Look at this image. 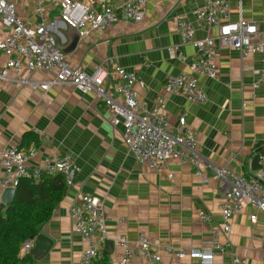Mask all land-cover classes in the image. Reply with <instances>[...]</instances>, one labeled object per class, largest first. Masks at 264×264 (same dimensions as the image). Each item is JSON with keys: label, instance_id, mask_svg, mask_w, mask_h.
I'll return each mask as SVG.
<instances>
[{"label": "crops", "instance_id": "crops-1", "mask_svg": "<svg viewBox=\"0 0 264 264\" xmlns=\"http://www.w3.org/2000/svg\"><path fill=\"white\" fill-rule=\"evenodd\" d=\"M9 1L27 27L40 24L35 0ZM61 1L42 3L48 30L70 65L88 74L99 66H119L135 73L134 91L148 108L165 94V78L189 72V63L197 56L194 47L183 43L178 19L192 23L196 39L215 37L218 32L201 28L194 17V11L203 8L206 0H147L142 23H121L80 39L77 30L62 20ZM82 2L99 6L105 0ZM228 2L230 21L244 19L264 32V0ZM9 34L0 21V39ZM172 48L177 49L174 57ZM215 59L218 80L197 76L207 95L206 103L193 104L183 95H166L170 132L177 133L179 118L186 114L187 126L196 136L205 162L200 174L176 158L163 173L138 165L124 145L122 123H115L92 93L71 86L44 92L39 82L51 77L44 72L11 71L9 79H0V177L1 154L9 147L36 151L32 165L70 153L79 168L73 186L67 187L64 199L39 234L44 241H29V249L22 247L21 257H29L30 264H80L85 244L74 230L71 209L82 195H88L98 198L106 213L108 238L97 242L101 255L108 254L110 264H117L124 255L117 238L124 237L133 250L141 233L162 260L150 263L134 257L126 264H201L189 256L179 259L169 255L165 248L188 254L201 250L214 238L225 245V251L215 254L213 264H235V258L246 264H264V211L245 205L232 219L230 234L222 235L219 207L226 184L215 177V170L221 168L245 178L254 177L260 169V158L264 157V152H258L264 147V93L253 86L259 80L263 56L242 57L235 50L217 46ZM6 62V56L0 54V67ZM21 79L31 82L22 83ZM105 86L113 99L121 101L116 79L110 77ZM170 173L173 179L168 177ZM3 192L0 187V204ZM199 210L209 213L212 220L203 223ZM251 216L256 217L255 222Z\"/></svg>", "mask_w": 264, "mask_h": 264}, {"label": "built area", "instance_id": "built-area-1", "mask_svg": "<svg viewBox=\"0 0 264 264\" xmlns=\"http://www.w3.org/2000/svg\"><path fill=\"white\" fill-rule=\"evenodd\" d=\"M35 2L42 21L36 28H29L19 18L9 0H0V21L10 30L7 37L0 39V54L7 58L6 64L0 67V79H9L11 71L16 74L24 70L29 74L44 72L51 76L39 82V87L44 92L57 86H71L80 92L94 94L104 104L113 121L122 123L123 142L134 161L158 173H163L169 161L175 158L190 164L198 174L204 168L205 162L198 151L196 136L187 126L186 114L179 118L177 133L174 135L170 132L166 95L179 94L193 104L206 103L207 95L197 76L215 81L219 79L215 59L217 46L235 50L242 57L261 54L262 68L259 80L253 87L264 93V32L256 24L244 19L230 21L228 0H206L203 8L196 9L193 13L201 28L218 30L215 37L196 39L192 23L178 19V30L183 43L194 47L197 56L189 63V72L165 78V94L156 98L153 108L146 107L138 100L134 91L137 82L135 73L119 66L112 69L99 66L91 74L81 68H73L48 30L42 0ZM146 2L147 0H105L99 6H86L82 0H62L60 12L62 20L77 30L80 39H85L93 33L105 32L121 23H142L145 19ZM176 50L170 49L172 57L176 55ZM110 77L117 80V92L121 101L113 99L106 90L105 84ZM21 82L31 81L21 79ZM35 156L34 150L23 151L16 147L5 149L1 154L3 173L0 187L4 190H16L23 180L39 183L43 177L57 176L63 177L67 187L73 186L79 168L72 154L56 156L32 165L30 162ZM168 177L173 179L174 175L170 173ZM215 177L226 184L219 209L223 219L220 231L227 237L231 232L232 219L245 205L264 211V157L260 158V169L252 178H245L227 168L216 169ZM198 216L203 223L212 220L211 215L204 210H199ZM71 218L75 232L85 244L80 264H93L101 257L98 239L108 238L107 218L102 202L94 196L82 195L72 206ZM255 220L256 217L251 216V221ZM116 243L124 250V255L117 264H126L134 257L150 263H160L162 260L159 251L142 233L133 250L124 237L117 238ZM23 249L28 251V243L23 245ZM165 251L179 259L189 256L199 260L201 264H213L215 254L224 252L225 245L214 238L201 250L188 254L172 247L165 248ZM234 263L246 264V261L235 258Z\"/></svg>", "mask_w": 264, "mask_h": 264}, {"label": "trees", "instance_id": "trees-1", "mask_svg": "<svg viewBox=\"0 0 264 264\" xmlns=\"http://www.w3.org/2000/svg\"><path fill=\"white\" fill-rule=\"evenodd\" d=\"M66 193L62 176L43 177L39 183L20 182L14 202L0 212V264H30L29 257L20 256L23 245L41 233ZM93 264H110L108 254Z\"/></svg>", "mask_w": 264, "mask_h": 264}, {"label": "water", "instance_id": "water-1", "mask_svg": "<svg viewBox=\"0 0 264 264\" xmlns=\"http://www.w3.org/2000/svg\"><path fill=\"white\" fill-rule=\"evenodd\" d=\"M258 152H264V147H262ZM15 196H16V190L8 188L5 189L2 195V200H1V204H0V212H2L3 210H5L8 206H10L14 200H15ZM44 236L43 235H38L36 237L31 238L30 241H34L36 239V241H44Z\"/></svg>", "mask_w": 264, "mask_h": 264}]
</instances>
